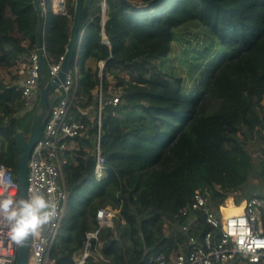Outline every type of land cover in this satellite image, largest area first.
<instances>
[{
	"label": "trees",
	"instance_id": "obj_1",
	"mask_svg": "<svg viewBox=\"0 0 264 264\" xmlns=\"http://www.w3.org/2000/svg\"><path fill=\"white\" fill-rule=\"evenodd\" d=\"M127 1L140 8L83 0L66 121L84 129L63 153L65 213L49 253L54 264H76L102 207L116 214L91 239L84 264H152L190 238L201 242L210 227L201 210L189 209L196 190L217 216L230 196L235 205L264 200L247 185L253 172L264 183V0ZM74 4L65 0L66 14L57 15L44 0V83L49 65L66 54ZM37 29L32 0H0V70L28 61ZM175 39L186 78L168 63ZM38 98L25 109L20 86L0 76V164L16 182V136L30 130Z\"/></svg>",
	"mask_w": 264,
	"mask_h": 264
},
{
	"label": "built area",
	"instance_id": "obj_2",
	"mask_svg": "<svg viewBox=\"0 0 264 264\" xmlns=\"http://www.w3.org/2000/svg\"><path fill=\"white\" fill-rule=\"evenodd\" d=\"M51 9L57 15H65V0H51ZM42 51L44 55L43 48ZM63 59L64 56H60L57 62L49 65L50 79L59 73ZM27 60V70L20 84V90L25 101L24 107L29 110L36 102L41 78L37 50L31 52ZM75 70L74 68V72ZM73 81V71L70 68L64 84L56 90V101L50 109L41 136L33 146L28 160L26 192L29 193L32 188H39L45 195H51L58 206V215L54 222L43 228L39 236L31 237L28 264H54L49 253L65 213L66 193L60 182V168L64 162L63 153L70 147V139L81 135L84 129L81 123L66 121ZM116 101L117 99H113V103ZM96 152L94 174L100 178L104 174V167L98 144ZM9 177L12 180L10 185L7 184ZM18 191V182L13 180L9 170L0 164V197L15 196L18 195ZM240 205L242 207L239 212L227 216L222 215V207H220V216H217L208 205L207 198L201 191L196 190L189 209L201 210L210 230L205 233L201 242L190 238L186 249L171 254L167 258L163 254H158L149 262L152 264H261L264 261L262 233L264 200L253 196L235 206ZM187 212L188 207L181 210L182 215H186ZM115 214L116 210L110 206L96 211V227L86 234L84 247L76 259V264L85 263L89 255L91 239L97 240L99 230L112 225ZM217 229L220 230L219 237L214 240ZM18 247L10 239L8 228L0 224V260L6 261V264H13Z\"/></svg>",
	"mask_w": 264,
	"mask_h": 264
},
{
	"label": "water",
	"instance_id": "obj_3",
	"mask_svg": "<svg viewBox=\"0 0 264 264\" xmlns=\"http://www.w3.org/2000/svg\"><path fill=\"white\" fill-rule=\"evenodd\" d=\"M127 8H140L134 6L127 0H119ZM33 7L36 11L38 17V29H37V52H38V62L40 65V82H39V93H38V105L37 113L35 114L28 137L24 135L22 131H19L16 136V147L19 151V169H18V185H19V195L25 196L26 192V175H27V165L30 157L31 150L39 137L41 136L43 126L50 114V109L54 105L57 95L56 90L65 82L66 76L71 68V64L74 59L75 45L77 42V32L79 28V23L81 19L83 0H75L74 11H73V21L70 31V40L66 54L64 56L63 62L59 73L51 78L48 82L44 83L42 76V62H43V51L40 42V32L42 29V23L44 20V8L42 5V0H32ZM78 56L76 57V61ZM30 240L26 241V246L18 247L15 262L13 264H28L29 260V246Z\"/></svg>",
	"mask_w": 264,
	"mask_h": 264
},
{
	"label": "clouds",
	"instance_id": "obj_4",
	"mask_svg": "<svg viewBox=\"0 0 264 264\" xmlns=\"http://www.w3.org/2000/svg\"><path fill=\"white\" fill-rule=\"evenodd\" d=\"M11 183L9 177L7 184ZM57 208L51 195H45L39 188H32L25 196H2L0 224L8 228L12 242L24 247L30 237L39 236L43 228L54 222ZM0 264H6V261L0 260Z\"/></svg>",
	"mask_w": 264,
	"mask_h": 264
},
{
	"label": "rangeland",
	"instance_id": "obj_5",
	"mask_svg": "<svg viewBox=\"0 0 264 264\" xmlns=\"http://www.w3.org/2000/svg\"><path fill=\"white\" fill-rule=\"evenodd\" d=\"M180 32L183 33L182 36L184 37L187 35V32L185 30H180ZM182 53H183V49L180 44V41L178 39H175L172 42V49L169 53L168 63L173 64L177 72L181 76L186 78L187 73L185 72V68L182 65V58H183ZM26 70H27V62L26 63L21 62L19 65L11 66L7 69L0 70V76L5 82L11 83V84H17L18 86H20L26 74ZM185 84L187 86L191 84L189 78L186 79ZM262 103L264 104V100ZM30 124H32L31 121H30ZM29 131L25 134L26 137H28ZM247 185H251L253 187V189L252 190L250 189L249 192L254 191L256 189H259L260 191H264V183L257 177V174L255 172H253L250 175ZM233 200H234L233 197L230 196L228 197L226 203L228 202L234 203Z\"/></svg>",
	"mask_w": 264,
	"mask_h": 264
},
{
	"label": "bare ground",
	"instance_id": "obj_6",
	"mask_svg": "<svg viewBox=\"0 0 264 264\" xmlns=\"http://www.w3.org/2000/svg\"><path fill=\"white\" fill-rule=\"evenodd\" d=\"M228 203H230V202H228ZM227 207H228V211H226L225 214H232V213L240 211L242 206L235 208L234 206L229 204V206H227Z\"/></svg>",
	"mask_w": 264,
	"mask_h": 264
},
{
	"label": "crops",
	"instance_id": "obj_7",
	"mask_svg": "<svg viewBox=\"0 0 264 264\" xmlns=\"http://www.w3.org/2000/svg\"><path fill=\"white\" fill-rule=\"evenodd\" d=\"M229 204L235 206L234 203H226V206H225V207L229 206ZM225 207H222V208H221V213H222V215H224V216L230 215V214H224V213L222 212V209L225 208ZM235 207H236V206H235ZM238 212H239V211H238ZM235 213H237V212H235ZM232 214H233V213H232Z\"/></svg>",
	"mask_w": 264,
	"mask_h": 264
}]
</instances>
